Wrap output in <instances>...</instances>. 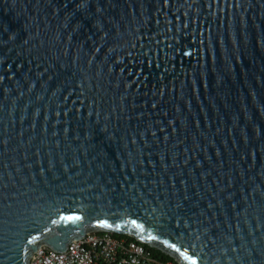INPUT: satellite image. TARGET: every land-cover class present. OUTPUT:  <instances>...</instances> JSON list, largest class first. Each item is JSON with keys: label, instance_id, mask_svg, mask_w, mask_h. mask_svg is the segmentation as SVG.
Listing matches in <instances>:
<instances>
[{"label": "water", "instance_id": "obj_1", "mask_svg": "<svg viewBox=\"0 0 264 264\" xmlns=\"http://www.w3.org/2000/svg\"><path fill=\"white\" fill-rule=\"evenodd\" d=\"M93 232L264 264V0H0V264Z\"/></svg>", "mask_w": 264, "mask_h": 264}, {"label": "built area", "instance_id": "obj_2", "mask_svg": "<svg viewBox=\"0 0 264 264\" xmlns=\"http://www.w3.org/2000/svg\"><path fill=\"white\" fill-rule=\"evenodd\" d=\"M30 264H173L154 256L144 243L116 236L112 232H93L73 240L69 249L58 252L38 249Z\"/></svg>", "mask_w": 264, "mask_h": 264}, {"label": "trees", "instance_id": "obj_3", "mask_svg": "<svg viewBox=\"0 0 264 264\" xmlns=\"http://www.w3.org/2000/svg\"><path fill=\"white\" fill-rule=\"evenodd\" d=\"M116 236H122V237H126L127 239L130 240H135V238L127 235V234H121V233H114ZM145 246L152 251V253L154 254V256L162 261H171L173 264H180L178 263L172 256L162 252L161 250H158L156 248L150 247L149 245L145 244Z\"/></svg>", "mask_w": 264, "mask_h": 264}, {"label": "snow or ice", "instance_id": "obj_4", "mask_svg": "<svg viewBox=\"0 0 264 264\" xmlns=\"http://www.w3.org/2000/svg\"><path fill=\"white\" fill-rule=\"evenodd\" d=\"M66 219H79V217H66ZM133 224H135V221H133ZM137 227H142V226L138 225ZM177 251H179V249H177ZM194 264H195V262H194Z\"/></svg>", "mask_w": 264, "mask_h": 264}]
</instances>
